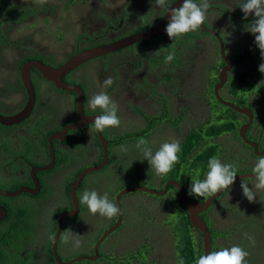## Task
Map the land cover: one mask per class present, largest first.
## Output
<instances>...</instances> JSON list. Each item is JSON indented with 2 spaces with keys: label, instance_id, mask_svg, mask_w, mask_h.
<instances>
[{
  "label": "flooded vegetation",
  "instance_id": "af4514ba",
  "mask_svg": "<svg viewBox=\"0 0 264 264\" xmlns=\"http://www.w3.org/2000/svg\"><path fill=\"white\" fill-rule=\"evenodd\" d=\"M62 1L69 6L72 0ZM80 1L82 0H75V3ZM173 1L167 0L165 7L153 9V0H85L78 14L81 26L87 25L88 28L73 38L70 46L65 48L67 53L60 55V51L49 49L45 38L37 31L42 32V24L48 27L61 24L67 32L72 23L70 13L75 6L70 7L68 12H61L59 7L51 14L48 0L42 5L34 0H0V117L15 119L30 107L25 118L12 123H0V192L20 189L34 191L35 181L38 184L33 194L21 192L11 198L0 197V228L4 230L3 226L12 228L15 223H21L15 237L23 257L31 251L30 241H39L38 238L44 234H47L46 240L50 245L55 230L51 228L50 214L51 218L55 216V223L59 215L72 211L70 187L77 182L82 171L102 162L101 144L97 131H93V122L90 121L91 118L104 114L100 108L95 111L89 108V102L97 92H94L95 84L117 104L120 125L99 132L105 143L106 160L98 171L82 175L76 185L74 195L77 213L61 220L56 253L58 248L60 254L63 250L69 257L75 247L74 240L80 239L82 243L75 255L59 261L67 262L78 257L90 258L97 255L92 261L82 260L76 263L179 264L180 239L184 235H189L196 246L200 244L202 253V234L190 224L187 229L180 230L183 227L180 223L183 212L176 207H180L178 200L171 202L175 198L173 195L177 194L180 199L172 182L184 192L182 182L176 177L180 171L179 166L176 171L172 168V175L163 181V184L167 183L156 189L161 195H156L155 199L163 202H155L153 199V202L149 200L136 204L123 194L118 197L117 203L109 193L110 200L118 204L120 209L118 224L117 216L108 219L99 214L92 215L85 205L79 203V197L85 190L99 187L101 182L112 179L122 167L129 169L131 165L140 163L142 167L139 177L151 180L155 177L156 181L157 175L146 159L134 160L137 154V157L142 158V151L135 147L136 140H147L148 147L155 153L160 147L158 145L165 142L179 141L181 145L185 135L191 130L203 138L199 141L198 148L213 147V155L218 153L217 158L222 162L228 160V153L232 150L238 154L237 157L230 158L237 166L238 179L198 215L209 233V253L216 251L218 244L229 242L226 238H231L236 239L235 244L249 253L246 257L247 264H252L250 261L255 259L250 236L243 229L248 226L254 233L264 225V199L256 197L253 202L239 200L243 199L240 195L243 194L241 181L252 187L255 181L247 176L252 173V168L260 158L238 136V131L248 120L235 112L236 137L229 133L213 135L218 111H233L221 104L226 102L251 112V121L244 129L243 137L247 142L256 144L257 152L264 151L263 103L254 105L252 95L257 94L246 85H241L233 92L230 82L232 75L239 70L233 67L237 60H232V56L240 52L242 46L251 47L256 55L255 59L261 61L258 47L247 44L244 40L248 33L254 36L244 30V27L249 29L254 14L244 18L240 9L242 0H210L204 24L199 30L189 32V41H186L188 37L184 35L170 39L166 32L148 41H129L131 36L157 25ZM195 2L199 4L200 0ZM54 3L57 4V1L54 0ZM237 25L243 26L242 32L236 29ZM213 32L222 42L224 56L231 61L226 78L219 87L217 76L226 67V63L220 57ZM238 36L243 38L245 45L236 40ZM115 43H120L123 48L89 60L61 78V83L80 89L81 101L75 91L60 89L56 83L42 78L33 66L34 63H40L58 67L90 47ZM169 52H174L175 58L170 63H165V56ZM96 62H100L98 69ZM23 76L27 77L31 85L33 97L27 94ZM263 76L254 84L255 90L258 88L264 92ZM107 77H111L113 83L105 88L103 82ZM156 131L159 132V137L153 136ZM223 137L228 139L225 143H228L229 149L221 142ZM129 156L133 160H123ZM249 157L251 160H248ZM204 172L199 180L206 178L207 174L204 175ZM195 174L191 171L186 175V184L189 185L190 180L196 178ZM242 175L244 177L240 178ZM88 179H91L89 183ZM171 189H174V194H167ZM260 193L262 191H258L256 195ZM206 199L186 197V200L196 202ZM235 201H238L237 205ZM45 204L48 205L44 206ZM8 206L17 210L25 208L26 213L22 217L17 216L15 222H12V218L7 219ZM184 209L186 212L185 205ZM33 211L41 214L32 219ZM174 213L179 219L176 225L170 220ZM221 214L223 224L227 226L225 237L221 232L216 234L212 227L206 226L208 220L210 223L212 217ZM133 217H139V220L134 223ZM28 220L34 221L35 226L30 231L24 228V223ZM234 223L239 224L240 229L230 226ZM233 229L240 231L237 236ZM66 230H71L68 243L63 240L68 234ZM0 239L1 242L3 237L0 236ZM217 240L220 242L216 243ZM143 246H147L145 251L141 249ZM34 251L37 255L38 251ZM39 262L41 260L37 257V263Z\"/></svg>",
  "mask_w": 264,
  "mask_h": 264
},
{
  "label": "clouds",
  "instance_id": "9594fccd",
  "mask_svg": "<svg viewBox=\"0 0 264 264\" xmlns=\"http://www.w3.org/2000/svg\"><path fill=\"white\" fill-rule=\"evenodd\" d=\"M35 3L44 4L47 0H34ZM167 4V0H153V9L157 7L163 8ZM210 7V0H183L178 8H169V22L166 26V34L170 39L179 38L183 35L197 31L204 24L206 13ZM240 9L246 19L249 15L254 14V18L248 29L255 37V44L260 50L261 58L264 60V0H243ZM91 48V47H90ZM175 58L174 52H169L165 56V63H170ZM258 70L264 73V63L259 65ZM113 80L107 77L103 82V87L111 86ZM89 108L95 111L97 108L103 110L104 114L96 116L93 122V131L103 132L106 128L119 127L120 119L117 116V104L102 90V92L94 95L90 102ZM135 147L142 151L144 159H146L150 167L155 171L157 176H166L178 161V153L180 152L179 141L165 142L159 149L153 153L151 147H148V141L139 138ZM126 151V149H123ZM208 172L204 180H195L192 182L189 190L190 196L210 198L215 196L221 190L229 189L234 183L237 176V166L234 164H225L217 157H212L208 161ZM255 183L250 188L243 180L241 181V189L243 196L249 202H253L258 191H264V155L255 163L252 168ZM79 203L87 207L92 215L99 214L103 217L111 219L120 212L118 206L112 202L107 193L100 195L95 190H85L79 197ZM63 237L65 243H68L71 230H66ZM82 241L74 240V246L79 248ZM196 255V254H195ZM249 253L239 245L225 247L219 251H213L207 255H202L197 259L196 264H247L246 257ZM179 264H184L181 258Z\"/></svg>",
  "mask_w": 264,
  "mask_h": 264
},
{
  "label": "rangeland",
  "instance_id": "374dc122",
  "mask_svg": "<svg viewBox=\"0 0 264 264\" xmlns=\"http://www.w3.org/2000/svg\"><path fill=\"white\" fill-rule=\"evenodd\" d=\"M57 4L54 3V0H48V5L51 7V14L54 13L55 10H57V8L60 7V11L61 12H68L70 7H74V9L72 10V13H70V15H72L71 17V25H70V29L66 30L63 28V26H61V24H56L55 26H50L48 27V25L46 24H42L43 25V29L40 31H37L38 34H40L41 36H43L45 38L46 44L49 47L50 50L52 51H60V55H63L64 53H67L65 50V48H67L68 46H70V43L73 41V38L75 36H78L82 33H84L86 31V29L88 28L87 25L81 26V18L79 17V9L80 7H82V5L84 4L85 0H82L80 2L75 3V0H72L71 3L69 4V6L64 3L62 0H56ZM243 2V0H242ZM241 2V3H242ZM20 23V22H19ZM36 25L33 26V28H35ZM236 29L239 30V32L243 31V26L242 25H237ZM244 30L248 31L245 27ZM235 31V30H234ZM249 32V31H248ZM33 36H36V34H34ZM249 39V40H248ZM239 41V43L241 45H245V41L247 42V44H251V45H256L255 44V37L254 36H250L249 33L246 36V39L243 40V38L241 36H238L237 39ZM254 40V41H251ZM234 49V46L231 47V50ZM233 52V51H232ZM231 52V53H232ZM100 62H96L97 68L98 69V65ZM107 70V65L105 64L104 67V71ZM98 71V70H97ZM98 80V79H97ZM257 82V80H256ZM255 82V83H256ZM262 82L264 83V76L262 79ZM94 86V92H96V94L102 92L101 89L98 88L97 85L93 84ZM101 87V86H100ZM254 91H255V87H254ZM94 94V95H96ZM252 100L254 105L258 106L260 103V100L258 98V95H252ZM249 104L252 105V102L249 101ZM263 114H264V105H263ZM154 137H159L160 134L158 131H156V133L153 135ZM139 139H137L136 141L138 142ZM228 139L226 137H223L221 142L225 143L227 142ZM152 143L157 145V143L155 142V140H152ZM228 143H225V148L229 149ZM161 146V145H158ZM218 154V153H217ZM217 154H214L213 157H217ZM178 155V161L177 163L174 164L173 168L177 169V166H179L180 171L177 173V179L180 180L182 182L183 188H184V193L186 195L187 198H190L192 196L189 195V190H190V186L192 184L193 181L199 179V173L201 171L202 165H197L194 168H192V172L195 174L196 178L190 180L189 185L186 184V170L185 168L188 167V165L186 164L185 160H182L180 158V152L177 154ZM137 155H135L134 160L136 161H140L143 160V158L137 157ZM228 160L222 163L225 164H235L234 162H232L230 160L231 157H237L238 154H236L233 150L231 153H228ZM123 160H133L130 156L129 157H125ZM230 160V163H229ZM248 160H251V158L249 157ZM179 164V165H178ZM141 167L142 165L140 163L136 164V165H131V167H129V169L122 167L121 171L118 172L117 174L114 175V177L110 180H108L107 182H101L100 186L95 187L93 189L89 188V191L91 190H95L96 192H98L100 195H104L105 193H107L108 198L110 199L109 193H111L113 197V201L115 202V198H116V194H118V190L122 191L124 189H129L132 187H142L145 189H150L156 192V189L162 188L164 184L163 181L169 177L171 174V171L166 175V176H157V180L155 181V177L153 178V180L151 179H147V178H141L139 177V173L141 171ZM208 167L206 168L204 175L207 174L208 172ZM176 171V170H175ZM154 174L155 171L153 172ZM175 175V174H174ZM97 178H100V176H97ZM91 181V179H88V183ZM122 189V190H121ZM163 190V189H162ZM241 191H243L241 189ZM117 192V193H116ZM168 192H171L174 194V189L168 190ZM241 196H243V194H240ZM124 196L126 198H128L130 201H135L136 204H140V203H146L152 201L153 199H155V196H152L148 193H144V192H129V193H125ZM256 197L259 199H264V191H262V193L257 194ZM223 200V199H220ZM220 200H217L220 201ZM239 200H245V202H248L247 198L243 196V199H239ZM163 202L161 199H155V202ZM238 201H235V205H237ZM48 204H45L44 206H47ZM178 216H176V214H172L170 216V220L171 222H173L174 225H176V222L179 220L177 218ZM134 223H136L139 220V217H133L132 218ZM224 221H221V219L218 217L216 220L212 221L211 227L217 232V230H226L227 226L225 224H223ZM235 228H239L240 229V225L237 223H234L232 225ZM183 229H187V226H183L180 227V230ZM253 229L249 228L248 226H246L243 229V232H247L250 236V241L252 243L253 246V250H252V255L255 258L254 260H251L250 263L252 264H262L264 263V225L257 231L254 233H252ZM155 232V231H154ZM238 232L240 231H236L235 234L237 236ZM256 233L258 234V236H256ZM41 238V240H40ZM38 238V240H32L30 241V247L29 250L34 251V250H39L41 248H45L47 246V234H44L43 237ZM50 239V238H49ZM227 240H229V242L223 243V244H218V246H216V251L221 250L224 247L227 246H232V245H236L234 244L236 242V239H231V238H226ZM232 240V242H231ZM220 242V240H217L216 243ZM145 247L147 246H143L141 249L143 251H145ZM77 247H73L72 251H71V256L75 255L74 253H77ZM57 253L59 256L60 260H65V258H69L68 254H66L63 250L61 251V254L59 253V249L57 248ZM31 254H28L27 257H30ZM143 256H141L142 258ZM180 257H182L181 253H180ZM136 260H138V258L136 257ZM45 260H43L42 263H44ZM45 264V263H44ZM82 264H87L85 262H82ZM93 264H101L100 262L98 263H93Z\"/></svg>",
  "mask_w": 264,
  "mask_h": 264
},
{
  "label": "water",
  "instance_id": "95a60500",
  "mask_svg": "<svg viewBox=\"0 0 264 264\" xmlns=\"http://www.w3.org/2000/svg\"><path fill=\"white\" fill-rule=\"evenodd\" d=\"M182 3H183V0H174L171 3V5L165 10L164 16L162 17V19L160 20V22L157 25L153 26L152 28H150L146 31H143V32H140V33H137V34L131 36L129 41H132V39L134 40L132 43L139 42V41H148V40L154 39V38L158 37L159 35L165 33L166 32L165 31L166 26L169 22L168 9L169 8H178L182 5ZM214 36L218 42L220 57L226 63V67L223 70L219 71L218 76H217V81H218L217 86L219 87L224 82V80L226 78V71L228 70V67H230L231 61H230V58L224 56L223 45H222V42L219 39V37L217 35H215V33H214ZM121 48H123V47H120V43L95 46V47L88 48V49L80 52L79 54L70 57L69 59L66 60V62H64L61 66H58V67L45 66V65L40 64V63H34L33 66L42 75V78H44L45 80L52 81L53 83H56L60 89L66 90V91H75L78 95V99L81 101L82 93H81L80 89L77 87H73V86H69V85L61 83V78L65 74H67L68 72H70L73 69L80 66L81 64H83L89 60H92L94 58L102 57L106 54L113 53V52H115ZM23 81H24V85H25L27 94L30 97H33L32 88H31L29 81H27V77L24 78V76H23ZM221 104L224 106L230 107L234 112L242 114L247 118L248 122L246 125H243L240 128V130L238 131V136H239V138H241L244 141L245 144L249 145L252 148L253 153L255 155H258V156L264 155V151H260V152L256 151V144L255 143L247 142L243 137L244 129L249 125V123L251 121V112H249L248 110L243 109V108L234 107V106H232L226 102H221ZM78 108H80L79 105H78ZM29 109H30V107H27L26 109H24V111L22 113H20L17 118H15L16 120L15 119H11V120L9 119L8 120V118L0 117V123L1 124L12 123L14 121H17V119L18 120L23 119L28 115ZM93 118L90 119L91 122H94ZM70 129H72V128H70ZM97 136H98V140L101 144V148H102L101 149L102 150V162L98 166L89 167V168H87L81 172V175L77 178V182L74 183V185L72 187H70V197L72 200L71 202L73 205V210L62 213L61 215H59L57 217L56 222H55V230H54V234L52 236L51 243H50V252H51V255H52V258H53L55 264H73V263H76V262L82 261V260L92 261L97 257V255H94L93 257H90V258L78 257V258H74V259L67 261V262H64V261L60 262L58 255L56 253V245H57V241H58V238L60 235L61 220L65 219L67 217H72L77 213V205H76V200H75V195H74V189H75L76 185L80 181L82 175H84L85 173H92V172L98 171L102 167V165L104 164V162L106 160V158H105V156H106L105 143L102 140L99 132H97ZM48 150H49V153H51L50 141H48ZM48 167L51 168V165H48ZM47 168H45V169H47ZM32 176H33V178H35L34 175H32ZM241 177H244V176L242 175V176H240V178ZM247 177L253 178L254 174L250 173V174H248ZM236 179H238V178L236 177ZM171 184L177 188V190L180 194V198L185 205L186 212L188 214L189 221H190L192 228L196 229L197 231H199L202 234V239H201L202 249H203L202 255H207L209 253V233L206 230L204 223L198 217V215L201 212H203L204 210H206L210 206L211 201L214 198H216L223 190H221V192H218L215 196L207 198L203 202H196V201L186 200V197H185V194H184L182 188L179 187L175 182H172ZM34 186H35L34 191H36L38 188V184L36 181L34 183ZM34 191H31L30 189H20L18 191H14V192H0V197L11 198V197L18 196L21 192H27V193L33 194ZM136 191L148 193V194L154 195V196L161 195V193H157V192L150 190V189H145L142 187H132V188L124 189V190L120 191L117 194L115 201L118 203L119 202L118 201L119 196H121L125 193L136 192ZM116 205L118 206V204H116ZM119 219H120L119 214H117L116 224L119 223ZM94 252H95V250H94Z\"/></svg>",
  "mask_w": 264,
  "mask_h": 264
},
{
  "label": "trees",
  "instance_id": "16d2710c",
  "mask_svg": "<svg viewBox=\"0 0 264 264\" xmlns=\"http://www.w3.org/2000/svg\"><path fill=\"white\" fill-rule=\"evenodd\" d=\"M184 36H186V38L188 37L186 41H189L191 38L190 33L185 34ZM242 47L243 48L240 52L234 53V55L232 56V60H237V62L233 64V67L235 69H239L232 75L230 80L233 92H236V90L239 89L241 85H246L248 89L253 91L256 80H258V78L264 75V73H261L258 70L259 65L261 63H264V61L261 58L259 59L261 61L255 59L256 55L253 53V49H251V47H244V46ZM258 50L259 48H257V51ZM255 92L260 97L259 98L260 102L263 103L264 105V92L258 90V88L255 90ZM234 114L235 112L228 109H223V110L221 109L220 111H218L213 135L229 133L234 137H236ZM194 132H195L194 130H191L185 135L184 141L180 145V149H181L180 158L182 160H185L186 164L188 165V167L185 168L186 175L190 174L192 168L196 166V163L197 165H202L199 175V178H201V174L203 173V171L206 170L208 166L209 159L213 157V152H212L213 147L208 146L206 147V149L198 148L199 141L203 140V138L200 136V134H196ZM173 170L175 171L176 169L173 168ZM173 197L175 198H173L172 200L170 198L171 202L175 203L178 200L180 207L178 205H176V207L179 208L181 212H183V214L180 217V223H182L183 226H188V224H190V221L187 213L185 212L184 204L181 198L179 199V196L177 194L175 196L173 195ZM6 210H7L6 211L7 219L12 218L13 219L12 222H15V218L17 216L22 217L26 213L25 208H20L19 210H17V209H10L8 206L6 207ZM35 211H33L32 219L37 218L41 214V213L36 214ZM31 220H28L24 223L25 225L24 228H26L28 231H30L32 227H35L33 225L34 221ZM54 220H55V216L54 218H51V214H50L49 221L51 223V228H53V230L55 229ZM206 224H207L206 226H209V228H211L209 220L206 222ZM20 225L21 223L19 222V223H15V225L12 226V228L11 226H8L7 228L3 226L4 230L2 229V227L0 228V231L2 230L0 236L3 237V240L1 241L3 243L0 242V264H42L43 260H45L44 261L45 264H55L53 258L51 257L49 241L45 248H41L37 250L38 251L37 255L35 254V251L28 252V254H31L30 257H27L28 254L25 255L26 257H23L21 255L15 237L17 236V229L20 228ZM220 232L225 237L227 234V229L220 231L217 230L216 234H219ZM181 238L182 239H180V253L182 255L181 258L184 260V264H196L197 259L201 256L200 244L196 246V243L192 241L189 235L181 236ZM37 257L39 260H41V262L37 263ZM75 264H79V263H75Z\"/></svg>",
  "mask_w": 264,
  "mask_h": 264
},
{
  "label": "crops",
  "instance_id": "0c3cea01",
  "mask_svg": "<svg viewBox=\"0 0 264 264\" xmlns=\"http://www.w3.org/2000/svg\"><path fill=\"white\" fill-rule=\"evenodd\" d=\"M142 158H144L143 153H142ZM147 162H148V161H147ZM148 164H149V163H148ZM149 166H150V165H149ZM150 168H151V167H150ZM151 169H152V168H151ZM218 217L221 219V221H223L224 218L222 219V214H221V216H218V215H217L215 218L212 217V219H211V221H210V225L212 224V221H213V220H216ZM230 226H232V224H231Z\"/></svg>",
  "mask_w": 264,
  "mask_h": 264
},
{
  "label": "bare ground",
  "instance_id": "6f19581e",
  "mask_svg": "<svg viewBox=\"0 0 264 264\" xmlns=\"http://www.w3.org/2000/svg\"><path fill=\"white\" fill-rule=\"evenodd\" d=\"M109 54H110V53H109ZM65 62H66V61H65ZM68 73H69V72H68ZM232 231H233V232H235V231H236V229H233ZM42 264H43V263H42Z\"/></svg>",
  "mask_w": 264,
  "mask_h": 264
}]
</instances>
